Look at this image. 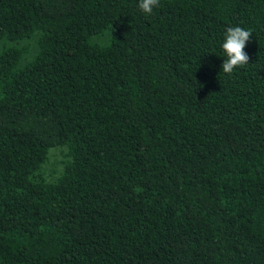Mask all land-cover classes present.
Listing matches in <instances>:
<instances>
[{"label":"trees","instance_id":"16d2710c","mask_svg":"<svg viewBox=\"0 0 264 264\" xmlns=\"http://www.w3.org/2000/svg\"><path fill=\"white\" fill-rule=\"evenodd\" d=\"M138 3L0 0V264H264V0Z\"/></svg>","mask_w":264,"mask_h":264},{"label":"clouds","instance_id":"9594fccd","mask_svg":"<svg viewBox=\"0 0 264 264\" xmlns=\"http://www.w3.org/2000/svg\"><path fill=\"white\" fill-rule=\"evenodd\" d=\"M160 0H139L138 7L145 14H151L158 7ZM252 37V31L240 26L228 27L222 43L226 59L222 64L225 74L231 75L234 69L244 67L249 63V56L244 51L246 43Z\"/></svg>","mask_w":264,"mask_h":264},{"label":"rangeland","instance_id":"374dc122","mask_svg":"<svg viewBox=\"0 0 264 264\" xmlns=\"http://www.w3.org/2000/svg\"><path fill=\"white\" fill-rule=\"evenodd\" d=\"M10 43V42H8ZM24 43V41H20L19 44ZM28 45L30 47L29 51L26 52V55L23 57V59H26L30 56V53L34 50L35 44L33 40H30L28 42ZM61 158L60 149L58 147H53L49 149L48 157L46 162L44 163L43 172L47 177H51L57 173V170L59 168V160Z\"/></svg>","mask_w":264,"mask_h":264}]
</instances>
